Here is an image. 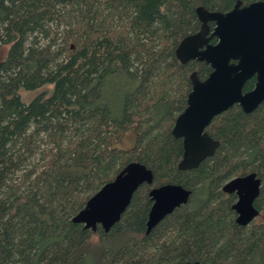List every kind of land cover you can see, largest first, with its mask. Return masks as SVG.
Returning a JSON list of instances; mask_svg holds the SVG:
<instances>
[{
  "label": "trees",
  "instance_id": "16d2710c",
  "mask_svg": "<svg viewBox=\"0 0 264 264\" xmlns=\"http://www.w3.org/2000/svg\"><path fill=\"white\" fill-rule=\"evenodd\" d=\"M237 1L0 0V264H264V102L217 115L206 130L220 145L198 168L179 169L183 139L172 134L191 74L212 71L176 49L201 29L198 7L227 12ZM37 90L25 101L22 91ZM132 128L134 147H119ZM132 161L154 182L120 221L108 232L74 222ZM251 172L260 215L242 226L223 186ZM167 183L193 193L147 233L149 192Z\"/></svg>",
  "mask_w": 264,
  "mask_h": 264
},
{
  "label": "water",
  "instance_id": "95a60500",
  "mask_svg": "<svg viewBox=\"0 0 264 264\" xmlns=\"http://www.w3.org/2000/svg\"><path fill=\"white\" fill-rule=\"evenodd\" d=\"M197 13L201 29L184 37L176 54L182 63L191 60L206 62L212 71L203 80L197 71L191 74L193 87L188 94V105L177 116L172 128V134L183 139L184 154L178 164L181 170L198 168L206 158L215 154L220 141L206 129L217 115L235 104L240 105L245 113H251L264 102V0L249 4L238 0L227 12L200 6ZM214 37L218 38L217 43L211 42ZM253 77H256L255 87L244 91L246 83ZM153 182V170L141 162L132 161L88 199L73 221L94 231L100 224L108 232L120 221L138 188ZM261 187L262 179L256 172L236 176L224 184V192L238 196L233 205L238 224L247 226L260 215L255 201ZM192 193L181 184L153 187L149 192L153 205L147 233L177 208L187 204Z\"/></svg>",
  "mask_w": 264,
  "mask_h": 264
},
{
  "label": "rangeland",
  "instance_id": "374dc122",
  "mask_svg": "<svg viewBox=\"0 0 264 264\" xmlns=\"http://www.w3.org/2000/svg\"><path fill=\"white\" fill-rule=\"evenodd\" d=\"M45 88H43L42 90H44ZM42 90H37V91H22L23 94V98L25 99V101H29L31 100L34 96H36L39 92H41ZM136 143V132L135 130L132 128L129 131H127L123 137L119 140L118 142V146L121 148H133L134 145Z\"/></svg>",
  "mask_w": 264,
  "mask_h": 264
},
{
  "label": "flooded vegetation",
  "instance_id": "af4514ba",
  "mask_svg": "<svg viewBox=\"0 0 264 264\" xmlns=\"http://www.w3.org/2000/svg\"><path fill=\"white\" fill-rule=\"evenodd\" d=\"M211 23H213V22H211ZM211 23H210V25H211ZM213 24H214V23H213ZM213 27H214V26H213ZM213 27H212V28H213Z\"/></svg>",
  "mask_w": 264,
  "mask_h": 264
}]
</instances>
